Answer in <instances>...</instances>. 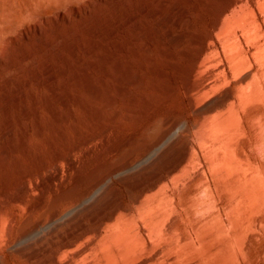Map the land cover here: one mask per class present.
<instances>
[{"label":"rangeland","instance_id":"374dc122","mask_svg":"<svg viewBox=\"0 0 264 264\" xmlns=\"http://www.w3.org/2000/svg\"><path fill=\"white\" fill-rule=\"evenodd\" d=\"M142 1V4L145 5L144 11H140L137 8L141 2L140 0H96L89 9L83 11L82 15H77L75 8L82 7L89 0H0V56L4 58V61H0V197H11L22 193L29 202H33L37 196L41 195V185L50 179L56 168H59V179L47 187L44 192V197L49 203L55 195H59L65 189L73 187L71 184L75 185L77 171V167L71 165L67 159L55 160L54 147L51 145L53 139L57 142L58 147L68 151L67 147L80 141L82 136L86 134L94 135L90 143L80 145L77 150L72 151V155L77 163H80L79 167L84 173H90L98 168V171H96L98 174L110 167L111 161L109 162L108 160L111 155L108 147L110 142H126L132 135L141 133L148 124L158 119L162 114V117L167 115V117L176 119L173 122L163 123V127L166 126L168 128L167 133L157 141H152L147 147H143L142 142H140V145L138 143L134 153L131 155L129 153L124 156L123 153L120 154L121 156H117V159L112 162L115 165L114 169L104 179L89 186L87 192L80 195L78 199L60 204V216L74 207H79L85 220L89 222L86 216L88 210L84 209L83 205L88 204L92 197H98L100 192L108 190L111 186L114 187L116 196L120 197L124 203L131 205V207L133 205L134 210L136 205L134 206L133 197L169 198L176 205L173 212L175 214L173 215H176L177 224L184 232L191 235L194 234L193 236L197 235L198 227L203 220L210 219L211 215H213L212 218L216 215V222L221 223L223 220L222 223H225V238L234 239L236 234L234 221H236L237 211L241 207L242 200L234 197L232 190L229 188V185L233 183V177L229 175V178L228 175L221 173L213 166V148L201 143L198 126H196L199 120L198 113L192 109L189 97L184 91L185 79L183 78L184 80L182 81L183 73H180L183 72V69L180 70L173 62L177 61L185 64L187 60V56L183 54L177 44H174L169 32L166 30L167 25L174 30L176 29L175 23L166 18L173 15L174 12L176 15L179 14V11L175 8L172 10L171 6L176 0ZM161 1H166L167 3L164 9L159 6ZM224 1L226 2L227 0ZM224 1H186L190 11L191 22H189V28L193 31V35H190L192 39L197 34L199 35L200 32L212 29L213 17L216 16V11L225 4ZM242 1L238 3L239 5L237 4V6L229 10L230 12L228 11V15L236 20L235 23L238 29H236V33L241 41L244 40L243 43L245 49L248 50L250 60L249 65L237 72L236 78L243 76L249 69L255 71L264 68V58L260 56L256 49L259 43H264V0H244L245 2L243 1V3ZM162 9L164 12L161 11ZM126 11H133L136 14V20L117 26V21L125 19L124 14ZM62 12H66L69 15V20L62 17ZM138 15H140V21ZM54 16L58 18H54ZM143 16L150 22L146 19L143 21ZM154 16H157V18ZM32 17H35L36 20H30ZM255 19H258L259 24H255ZM37 22L41 23L42 32L34 30V25ZM139 23L142 24V30L139 27ZM112 25L118 27L117 37L122 43L124 41V46L126 45L125 51L130 54V60L132 58L134 69L131 70V73L128 70L124 77L129 87L126 97L124 98L119 94L116 95L117 101L113 108L107 103L109 93L117 92L113 87L112 77L108 73L109 67L113 64L110 55V48L113 45ZM145 25H148L146 26L148 30H146ZM163 25L166 26L163 27ZM246 26H259L263 34H255L252 30L247 29ZM125 28L128 30L126 31ZM148 32L152 34V39L148 36L150 35ZM126 34L128 37L125 36ZM93 35L100 38L95 39ZM135 35L140 37L137 36L136 38ZM190 36H186L183 42L189 47L191 52H194L197 50L198 45ZM214 36L219 45L225 42L226 34L216 32ZM218 39L220 40L218 41ZM143 41H147V45ZM220 47L222 50V45ZM164 48H169L176 53L173 59L163 52ZM142 52L143 55H140ZM92 53L94 56H92ZM223 55L224 52L222 50V57ZM151 56L154 57L152 58ZM96 58L97 60H95ZM91 61L96 63L97 66ZM212 67L213 65L207 64L204 67L203 75L207 74ZM155 68L156 70H154ZM161 69L165 71H161V73ZM134 71L136 74H134ZM83 73L85 74L82 75ZM52 74L54 75L52 76ZM105 74L108 75L106 76ZM104 77L106 78L104 79ZM135 77L137 80H135ZM85 78L89 80L87 81ZM5 82H15L22 86L18 87L19 97H16L17 100L13 97L14 89L16 88L14 86V89L11 88L8 91L7 95L10 99L7 101L6 97L8 96L5 95L2 89ZM67 85L70 86L68 87ZM220 91H216L215 95ZM59 93L66 96V104L59 99ZM32 94H35L36 98ZM215 95L211 93L199 99L200 102H197V107L203 106L206 102L208 103L209 99H212ZM54 110L57 115L54 114ZM128 110L131 111L128 112ZM98 111L101 112V116L98 115ZM116 111L118 114H116ZM246 119L247 117L244 116L242 121L246 122ZM107 126L109 129L104 131ZM24 129H27L25 136H23ZM41 129L42 131H39ZM258 129V126L251 127L248 123L246 133H243L238 139L241 151L244 148L243 144H253L258 137L260 131ZM61 130H65V136L60 133ZM23 139L26 142L27 150H24ZM148 140L150 141L151 139L148 137L145 141L148 142ZM186 141L193 142L195 146L193 152L198 154L199 160L187 158L186 161L180 163L178 169L174 171L168 170L166 164L174 163L178 160V156L183 150ZM166 147L167 155L164 157L158 156L159 151ZM244 149L251 160L253 159V163L246 166L253 169L258 177L261 176L263 178L264 176L261 173L263 172L262 174H264V154L257 153L252 146ZM124 158L125 160L122 161ZM121 161L123 162L122 164H120ZM258 161L261 162H259L261 165ZM39 162H44L46 167L41 172L26 179L28 188L25 192H22L19 186L25 171L35 170L40 165ZM100 165H102V168ZM156 171L158 172L156 173ZM155 173L165 176L163 180H158L155 185L150 186L151 182L156 179ZM126 179L134 183L139 182V185L145 184L149 186L139 193L140 188L132 187L125 181ZM83 183L82 181L76 183L75 187L78 191L82 190ZM201 193L206 195L204 197L210 203L209 207H205L200 201ZM200 204L201 206H199ZM197 205L199 206L198 208ZM97 206L98 204L96 203L94 208ZM177 207L178 209H176ZM6 208L19 216H23L26 213V205L8 204ZM203 209L206 210L204 211ZM37 213L36 210L34 216H37ZM234 213H236V216ZM187 214L188 216H186ZM185 217H188V219ZM218 217L220 218L218 219ZM250 217L253 223L249 225V231L247 230L245 239L248 243V249L243 251V249L241 250L240 247H237L238 261L239 264H264V199L259 200L258 205L250 210ZM51 220L52 218L47 216L44 225L49 224ZM1 224L0 233L2 230ZM253 224L254 226H252ZM255 224H257L258 228L255 227ZM36 229L25 233L27 236H24V234L18 237L15 236L14 240L8 244L1 243L0 256L3 258L1 264H32L25 256L17 251L14 252L8 246H13L17 243L23 246L29 241H34ZM191 230L194 232L192 233ZM248 240L251 242H248ZM257 240L258 242H256ZM250 248L251 250H249ZM243 252L245 253L243 254ZM134 262L127 264H133Z\"/></svg>","mask_w":264,"mask_h":264},{"label":"bare ground","instance_id":"6f19581e","mask_svg":"<svg viewBox=\"0 0 264 264\" xmlns=\"http://www.w3.org/2000/svg\"><path fill=\"white\" fill-rule=\"evenodd\" d=\"M140 1L141 2L140 4H138L139 6H137V8H139L140 11H144L145 5L142 4L143 2L142 0ZM186 1L187 0H176L171 5L172 10L174 8L177 9L179 11V14L176 15L175 12L174 14L172 13L173 15L170 16H167L166 14L167 16L166 18L175 23L176 29L174 30L171 26L167 25L166 30L169 32L171 40L174 41V44H177V46L181 48L180 50L183 52V54L187 56V60L185 64L178 63L177 61H173V62L174 65L178 67L180 70L183 69V72L180 73H183L184 76L181 77L182 81L185 79L184 91H186L185 94H187V96L189 97L190 102L189 101L188 102L190 103V105L192 104V109L198 113L199 120L196 126H198L197 129L199 131L198 130L197 131L199 132V138L201 140V143L203 145L210 146L213 148V153H212L213 166L221 173H224L228 176L231 175L233 177V183L229 185V188L232 190V194L234 197H238L239 199L242 200V204L241 207L239 208V211H237L236 209V211L238 212L237 216L236 213H234L236 216V221L233 220L235 223L234 224L235 226L234 231L236 233L235 238L234 239L225 238L226 237L225 223L224 224L222 223L223 220L222 221L220 220L221 223L216 222L217 221L216 215H214L213 218H212L213 215H211L212 219L209 217L210 219L203 220V222L200 223L196 236H193L194 234L193 235L187 234L177 224L176 215L175 216L173 215L175 214L173 212L176 205H174L175 203H173L169 198L138 197V196L133 197L134 206L136 205V209L134 210L133 205L131 207V205L124 203L120 199V197L116 196V191L114 187L111 186L110 188H108V190L106 191L104 190L102 193L100 192L99 195L97 194L98 197L97 196L92 197V199H90L91 201H88L89 202L88 204L87 203L84 205L82 204L83 208L88 210L86 216L89 222L85 220V217L82 215V211L80 210L79 207H74L68 210L64 215L60 216V207H59L60 204L67 201L72 202L75 199H78L80 195H83L87 192L89 186H92L97 182H99L100 180L104 179L109 174V172L112 169H114L115 165L112 162L114 161V159H117V156H121L120 154L123 153L124 156L125 154H129V153L131 155L134 153L136 147L138 146L137 145L138 143L140 145V142H142L143 147H147L152 141L153 142L157 141L165 133H167L168 128L166 126L163 127V123L173 122L176 119L172 117H167V115H166L167 118L162 117L163 115L161 114L160 116L162 118L159 116L158 119L148 124V126H146L142 132L140 131L141 133L132 135L126 142L125 141L121 143L110 142L108 144V147L110 148L111 151V155L109 156L108 159L109 162L111 161L110 167L106 170H102L98 174L96 173V171H98V168L92 170L90 173L89 172L84 173L82 169H80L79 167L80 163L78 164L75 157L72 155V151L77 150L80 147V145L90 143L94 138V135L86 134L82 136L80 141L72 143L69 147H67L68 151H65L66 149L64 150V148L62 149L58 147L57 142L53 139L51 141V145L54 147L55 160L57 161L60 160L61 158H65L69 161L71 165L77 167V171L75 170L76 171L75 182L76 183L80 181L84 182L82 190L78 191V189L75 187L76 183L75 185L71 184V186L73 187L65 189L59 195H55L52 201L47 203L46 198L44 197V192L47 189V187L51 186L56 180L59 179L60 170L59 168H56L53 171L50 179L47 182L43 183L42 185L40 184L41 195L39 197L37 196V198L33 202H29L27 200V197H24L22 193L12 195L11 197H0V220L2 223V224L0 223L2 227L0 233V237H1L0 244L1 243L8 244L9 242H12L15 236L18 237L22 234H24V236H27V234L25 233L29 232V230H33L37 228L36 230L38 229L39 230L38 231L35 230L36 234L35 232H33V234H35V236L33 235L35 237L34 241H29L27 242L26 245L23 246L18 245V243L13 246H8L10 249L14 250V252L17 251L18 253L25 256L32 264H127L133 261H135L133 264H239L236 249L237 247H240V249L241 250L243 249V251L248 249V243L246 242L247 240L245 239L247 236L248 227L253 223V220L250 217V210L254 209L258 205L259 200L261 201L264 199V177L263 178H261V176L258 177L253 169L246 166L247 164H252L253 159L251 160V158L245 153V149H244L245 147L252 146V148L257 153L264 154V68L259 70L257 69L255 71H252L251 69H249L251 70L249 71L247 69L248 71L245 74H243V76L236 78L237 72H239L241 68L249 65L250 60L248 57V50L245 49V45L243 43L244 40L241 41L240 37L236 33V29H237V24L235 23L236 20L228 15V11L233 9L235 6H237V4L242 0H227L226 2L223 0L225 4L222 5L218 9V11H216L217 13L216 16L213 17L214 19L212 21V25L210 24L212 26V29H210L209 31L200 32L199 35L197 34L194 39L191 38V36L193 35V31H191L189 28V22H191L189 16L190 11L188 9ZM95 2L96 0H89V2L84 4L82 7L75 8V13L77 15H82L83 11L89 9L90 6ZM166 4H167L166 1H161L159 6L164 9ZM163 9L161 11H163ZM61 14L63 18L69 20V15L66 12H62ZM124 15H125L124 17L125 19H123V21H117L119 20L117 18L116 20L118 22L117 26H122V24H126L129 21L136 20V14L133 11H126ZM138 16L140 21V15ZM106 17L107 19H109L108 16ZM54 18H58V17L54 16ZM155 18H157V16ZM143 19H144L143 21H145L146 18H144L143 16ZM258 19L254 20L255 24H259ZM263 19H264V14H263ZM30 20L35 21L36 19L35 17H32ZM117 26L115 25L111 26V34L113 35V45L110 48V55L112 60L111 62L113 64L111 67H109V71H108V73L112 77L111 80L113 87L117 91V92L114 91L110 92L107 98V103L112 108L115 106L117 101L116 95L119 94L124 98L126 97V94L128 92L127 89H129V87L127 86L124 77L128 70L130 73L131 70H134L132 65L133 60L132 58L130 60V54L127 51H125L126 45L124 46V41L122 43V41H120L117 37V31L119 30ZM141 26L142 24L139 23L140 28ZM146 26L148 25H145V27ZM165 26L163 25V27ZM246 28L252 30L255 34L258 35L263 34V31L261 33V27L259 28V26H246ZM34 30L36 32H42L43 28L40 22H37V24L34 25ZM146 30H148L147 27ZM215 31L218 33L226 34L225 42L221 44L225 58L224 55L222 57V50L220 47L221 45H219L215 39L216 36V34L214 36V33H216ZM151 35L152 34L148 36H150L151 38L152 37ZM125 36L128 37L127 34ZM186 36H190L192 40H195L197 42L198 47L196 46L197 47L196 51L191 52L189 47L184 44L183 40L184 38H186ZM98 37H95V39ZM219 40L220 39H218V41ZM146 42L147 41H145L144 43L146 44ZM136 44L138 45V43ZM91 48L93 49V47ZM130 48L132 49V47ZM256 49L257 52L260 53V56L264 58V43L262 44L259 43L256 46ZM180 50L179 52H181ZM163 52L171 59H173L176 54L169 48L168 49L164 48ZM140 55H143V52ZM145 55L147 56V54ZM92 56H94V54ZM137 56L139 57V55ZM95 60H97V58ZM0 61H4V58L2 56H0ZM92 62L93 61H91V63ZM93 64L97 66L96 63L93 62ZM207 64H211L213 65V67L207 72V74L203 75L204 67ZM154 70H156V68ZM79 71L82 72L83 70H79ZM161 71H163V69H161L160 72ZM84 74L85 73H83L82 75ZM134 74H136L135 71ZM53 75L54 74H52V76ZM105 78L106 77H104V79ZM85 79L87 81L89 80L87 78ZM135 80H137V78ZM14 86L16 87L15 89L13 88ZM20 86L21 85L19 83L5 82L4 87L2 89L5 92V95H7L8 91L11 88H13L15 91L13 97L16 99V97H19L18 87ZM67 86L69 87L70 85ZM216 91L217 92L220 91V92L215 95ZM211 93H214L215 96L212 99H209V102L208 103L206 102L207 104L205 103L203 106L197 107L198 106L197 102H200L199 99L207 95H210ZM59 94H60L58 95L59 99L66 104L67 103L66 96L63 95L62 93ZM32 96L36 98L35 94H32ZM103 98L105 97L103 96ZM6 99L8 101L10 97L8 96L6 97ZM130 111L131 110H128V112ZM97 113L98 115L101 116L100 111H98ZM54 114L57 115V112L55 110H54ZM116 114H118L117 111ZM244 116L247 117L246 122L242 121ZM248 123L249 126L251 127L258 126L260 131L258 133V137L253 142V144H247V143L243 145L241 144L244 147L243 151H241L239 149L238 139L243 133H246L248 128ZM107 129H109L108 126L107 128L106 127L104 128V131H106ZM39 131H42V129ZM23 132H24L23 136H25L27 133V129H24ZM60 133L63 136L66 135L65 130H61ZM148 137L151 140L150 141L148 140L147 142L145 140ZM23 144H24V150H27L26 142L24 141V139H23ZM194 147L195 146L193 142L186 141L183 150L178 156V160L174 163L166 164L167 169L170 171H174L178 169L180 163L186 161L187 158L199 160L200 157L198 156V154L193 152V150L195 149ZM167 153L168 151L166 147L163 150L159 151V154L158 153L157 154L160 157H164L165 155H167ZM124 160L125 158L122 161ZM122 161L120 162V164L123 163ZM259 162L260 161H258V163ZM39 164L40 165H38V168H36L35 170L25 171V175L19 186L22 192H25L28 188L26 179L28 177L33 176L34 174L41 172L46 167L44 162H39ZM100 166L102 168V165ZM157 172L158 171H156V173ZM262 173L261 175L264 176V174ZM89 175H91V177H89ZM164 176L165 175L160 173L156 174V179H154V181L151 182L150 186L155 185L158 180L161 179L163 180ZM125 181H127V183H129V185H131L132 187L140 188V190L138 191L139 193L147 189V187L149 186L145 184L139 185L140 184L139 182L134 183L128 179H126ZM203 193H201L202 195L200 196L199 199L205 207H209L210 203L204 197L205 194ZM96 203L98 204V206L94 208V205ZM8 204H22L24 206L26 205V213L23 216H19L15 212L6 208ZM199 206H201V204ZM199 206L197 205V208ZM178 207L176 209H178ZM40 209L43 210L38 211ZM36 210L38 213L37 216H34ZM197 210L196 212H198ZM47 216H50L52 220L49 222V224L44 225V221ZM186 216H188V214ZM185 218L188 219V217ZM219 218L220 217H218V219ZM256 225L257 224H255V227L258 228ZM252 226H254V224ZM191 231L192 233L194 232L193 230ZM249 241L250 240H248V242ZM256 242H258V240ZM249 250H251V248ZM245 252H243V254ZM2 261L3 258L0 256V264L2 263Z\"/></svg>","mask_w":264,"mask_h":264}]
</instances>
